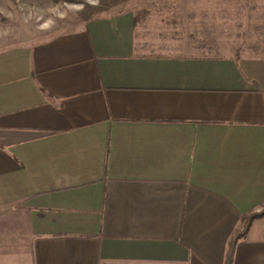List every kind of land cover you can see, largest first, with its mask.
Instances as JSON below:
<instances>
[{"label":"crops","instance_id":"crops-1","mask_svg":"<svg viewBox=\"0 0 264 264\" xmlns=\"http://www.w3.org/2000/svg\"><path fill=\"white\" fill-rule=\"evenodd\" d=\"M135 24L0 51V264H225L262 211L264 44L150 53ZM233 264H264V216Z\"/></svg>","mask_w":264,"mask_h":264},{"label":"rangeland","instance_id":"rangeland-1","mask_svg":"<svg viewBox=\"0 0 264 264\" xmlns=\"http://www.w3.org/2000/svg\"><path fill=\"white\" fill-rule=\"evenodd\" d=\"M122 13L150 53L240 57L264 44V0H0V51Z\"/></svg>","mask_w":264,"mask_h":264},{"label":"trees","instance_id":"trees-1","mask_svg":"<svg viewBox=\"0 0 264 264\" xmlns=\"http://www.w3.org/2000/svg\"><path fill=\"white\" fill-rule=\"evenodd\" d=\"M263 216H264V207H263V209H262L261 212H259V213H253V214L248 215L247 217H245L243 230L236 232V234L234 235V237L231 239V241L229 243V249H228V252H227V257H226L225 264H233L236 243L240 239H242L243 237L246 236V234L248 233L249 228H250L252 222L255 219L260 218V217H263Z\"/></svg>","mask_w":264,"mask_h":264}]
</instances>
